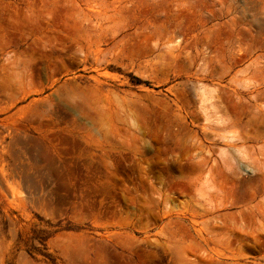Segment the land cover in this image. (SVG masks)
Wrapping results in <instances>:
<instances>
[{
	"label": "rangeland",
	"instance_id": "obj_1",
	"mask_svg": "<svg viewBox=\"0 0 264 264\" xmlns=\"http://www.w3.org/2000/svg\"><path fill=\"white\" fill-rule=\"evenodd\" d=\"M0 264H264V0H0Z\"/></svg>",
	"mask_w": 264,
	"mask_h": 264
}]
</instances>
